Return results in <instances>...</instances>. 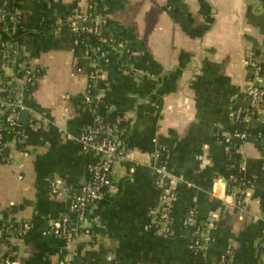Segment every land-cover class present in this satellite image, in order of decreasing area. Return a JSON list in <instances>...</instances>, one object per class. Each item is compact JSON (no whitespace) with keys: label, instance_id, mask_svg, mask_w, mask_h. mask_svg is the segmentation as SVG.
<instances>
[{"label":"crops","instance_id":"1","mask_svg":"<svg viewBox=\"0 0 264 264\" xmlns=\"http://www.w3.org/2000/svg\"><path fill=\"white\" fill-rule=\"evenodd\" d=\"M88 4L17 0V18L0 25V57L18 51L4 57V74L29 110L25 123L19 113L22 139L8 140L0 161V227L29 225L10 248L0 240V250L12 249L16 264H259L264 99L252 117L236 110L250 106V63L264 62V0H97L107 52L96 60L75 44L70 25ZM22 60L39 70L33 80L16 72ZM91 71L127 154L88 214L70 213L79 235L67 243L54 224L102 157L78 139L94 121L85 100ZM258 82L264 88V72ZM235 131L243 137L228 139ZM163 188L173 192L170 232L155 225ZM193 207L197 221L215 215L199 247L185 223Z\"/></svg>","mask_w":264,"mask_h":264},{"label":"built area","instance_id":"2","mask_svg":"<svg viewBox=\"0 0 264 264\" xmlns=\"http://www.w3.org/2000/svg\"><path fill=\"white\" fill-rule=\"evenodd\" d=\"M8 4L17 5V0H0V25L7 24L17 18L15 14L16 6L14 7V10H12ZM105 23L106 19L98 12L97 0H89L88 7L84 10H77L70 21L72 30L75 33V44L77 46L83 45L85 54L93 58V60L106 56L107 51L105 44L98 37L101 28ZM93 36L97 37L99 42L92 41ZM10 42V40H2V48L5 49L7 46L10 48ZM11 51H14V53L11 54ZM11 51L9 53L5 52V56L11 54V56L16 57V55H18L16 49ZM5 56L3 55L0 57V67L2 68L5 64V59L7 58V60H9V55L4 59ZM21 65L24 67V74L28 80H33L37 75V72H39L37 68L28 64L26 60H22ZM248 70L250 76L246 86V92L250 101V106L249 109L238 108L236 110L238 118L252 117L255 113L257 114L264 99V88L262 84L258 82V77L264 72V62H251ZM97 78V72L91 71L85 96L86 102L93 108L94 121L91 125H87L81 130L78 139L83 147L99 150L102 153V157L90 164L89 178L85 180L78 189L70 191L68 211L62 216L60 221L54 224L53 230L58 235L62 236L67 243L72 242L79 235V227L73 225L70 221V213L76 212L80 214L81 217L88 214L90 206L103 193L105 188L111 186L113 182L112 172L114 164L118 160L125 158L127 154L124 138L118 127L115 126L116 124H108L104 115L99 111L98 103L101 96L98 94ZM14 94L16 97L13 99L0 97V113H3L9 108V124L15 127V135L13 139L21 140L23 136V128L17 127V125L21 123L19 120V113L22 109V104L20 102L21 93L20 91H15ZM261 118L264 127V115ZM0 126H3V124L0 123ZM111 129H114L115 131L113 132ZM231 136L243 137V133L235 131L228 136V139ZM4 151L5 149L3 150V148L0 147V156ZM156 170L158 174V182L161 184L167 175L165 165L162 163L158 164ZM171 180L175 181L174 178ZM51 185L53 191L59 190V186L56 182L53 181ZM242 191L238 190L237 203L240 205L242 203ZM172 197L173 192L169 188H163L159 199V212L155 225L158 229H163L165 232H170L172 229L169 216V204ZM195 214L196 209L194 207L190 208L185 218V223L194 225L193 246L199 247L202 245L203 241L204 243L207 241L208 226L214 222L215 215L210 214L205 220L197 221ZM28 225V222H24L21 231H18L16 225L5 222L4 226L0 227V236L5 235L6 238L11 241L15 236L22 234ZM10 241H2V243L10 248ZM225 259L226 256L223 257L224 261ZM0 264H16L12 249L6 251L0 250ZM60 264H73V262L70 257H63ZM221 264H230V262ZM259 264H264V226L262 228V238L260 242Z\"/></svg>","mask_w":264,"mask_h":264},{"label":"trees","instance_id":"3","mask_svg":"<svg viewBox=\"0 0 264 264\" xmlns=\"http://www.w3.org/2000/svg\"><path fill=\"white\" fill-rule=\"evenodd\" d=\"M8 6L14 10V7L17 5H12V4H8ZM3 36L4 37H11V36H15V35H9L7 31L2 30ZM16 38V36H15ZM92 41L94 42H99V39L97 37H92ZM83 47V45H82ZM23 56V55H22ZM22 56H20L22 58ZM16 72L20 75L23 74L24 69H22L21 67L16 66ZM0 75L2 77V90H1V97L4 98H11L13 99L14 97H16V95L14 94V90L11 89V84L12 82H8L10 77L9 75H5L4 74V69L2 67H0ZM13 85V84H12ZM95 91V90H94ZM98 108L99 111L104 115V118L106 120V122L108 124H113L112 121V115H114L111 111V109H109V103L106 100V98L104 96H101L99 99V103H98ZM20 109V108H19ZM9 108L6 109V111H4L3 113H0V123L3 124V126H0V147L3 148V150L7 147L6 143L8 140L13 139L15 133H14V129L15 127L9 124ZM17 127H24L23 123H19L17 125ZM21 145V144H20ZM7 159V157L3 154H1L0 156V160L1 161H5ZM1 223V221H0ZM0 239L2 241H10L6 238L5 235L0 236Z\"/></svg>","mask_w":264,"mask_h":264},{"label":"water","instance_id":"4","mask_svg":"<svg viewBox=\"0 0 264 264\" xmlns=\"http://www.w3.org/2000/svg\"><path fill=\"white\" fill-rule=\"evenodd\" d=\"M28 116H29V110L28 109H23L21 111V118H20V120L25 123L28 120ZM7 153H8V150L6 148L5 149V154H7Z\"/></svg>","mask_w":264,"mask_h":264}]
</instances>
